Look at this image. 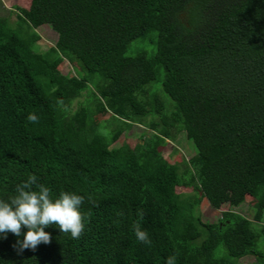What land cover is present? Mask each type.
Returning <instances> with one entry per match:
<instances>
[{"label": "trees", "instance_id": "1", "mask_svg": "<svg viewBox=\"0 0 264 264\" xmlns=\"http://www.w3.org/2000/svg\"><path fill=\"white\" fill-rule=\"evenodd\" d=\"M15 9L0 16V264H264V0ZM42 25L56 40L40 52ZM134 125L153 139L110 147ZM179 133L193 150L172 164L158 148ZM180 186L228 208L202 222ZM247 196L251 219L233 211Z\"/></svg>", "mask_w": 264, "mask_h": 264}, {"label": "rangeland", "instance_id": "2", "mask_svg": "<svg viewBox=\"0 0 264 264\" xmlns=\"http://www.w3.org/2000/svg\"><path fill=\"white\" fill-rule=\"evenodd\" d=\"M29 0H0V16L7 17L10 22L15 20L16 9L15 8H27ZM34 32L38 36V41L35 43L37 51H43L47 47L52 46L56 40V35L47 26L42 25L34 29ZM58 71L65 76L77 75L79 72L78 67L66 61H61L57 67ZM161 98L170 104L169 99L161 94ZM109 114L105 111L101 112L94 118L95 124L106 131L110 127ZM143 135V137L148 139H153V133L145 131L141 126H132L129 130L124 131L119 138L110 145V147H117L121 144H126L129 148H132L138 143V137ZM166 142V143H165ZM164 145L159 147L163 159L169 163H181L187 160L191 151L193 150L192 145L184 137L183 133L176 135L173 142L165 141ZM192 149V150H191ZM175 191L181 195H191L194 197L195 207L194 213L199 217L202 222L214 223L220 218V212L227 210V205L225 202L220 206L219 209L215 210L211 208L203 198L199 195V192L192 193L191 187H176ZM255 201L251 197H246L245 201L238 207L233 208V211L241 214L245 218L251 219ZM261 223L264 224V209L262 214ZM256 247L260 248L261 239L256 241ZM254 261L253 256H245L238 260V264H248Z\"/></svg>", "mask_w": 264, "mask_h": 264}]
</instances>
